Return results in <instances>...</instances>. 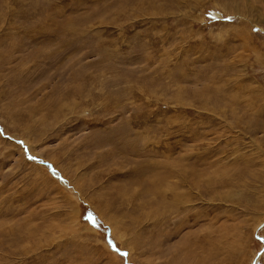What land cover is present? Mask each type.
<instances>
[{
    "label": "rangeland",
    "instance_id": "374dc122",
    "mask_svg": "<svg viewBox=\"0 0 264 264\" xmlns=\"http://www.w3.org/2000/svg\"><path fill=\"white\" fill-rule=\"evenodd\" d=\"M209 253L264 264V0H0V264Z\"/></svg>",
    "mask_w": 264,
    "mask_h": 264
},
{
    "label": "bare ground",
    "instance_id": "6f19581e",
    "mask_svg": "<svg viewBox=\"0 0 264 264\" xmlns=\"http://www.w3.org/2000/svg\"><path fill=\"white\" fill-rule=\"evenodd\" d=\"M175 190V189H174ZM161 208V207H160ZM117 226V225H116ZM112 229V228H111ZM180 229V228H179ZM114 231H116V230H114ZM180 231V230H179ZM122 239V238H121ZM188 242V241H187ZM185 244V243H184ZM181 246V245H180ZM189 246V245H188ZM209 256L208 257H206V258H203L202 259V262H200V263H202V264H212V262L210 261V259L212 258L211 257V254L209 253L208 254ZM221 264V263H220Z\"/></svg>",
    "mask_w": 264,
    "mask_h": 264
}]
</instances>
